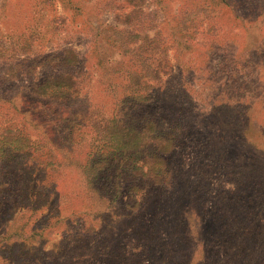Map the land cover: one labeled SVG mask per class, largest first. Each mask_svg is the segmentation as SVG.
<instances>
[{
    "label": "rangeland",
    "instance_id": "374dc122",
    "mask_svg": "<svg viewBox=\"0 0 264 264\" xmlns=\"http://www.w3.org/2000/svg\"><path fill=\"white\" fill-rule=\"evenodd\" d=\"M131 2L0 0V139L5 128L12 136L16 128L33 137L45 133L62 158L68 143L58 135L55 117L67 106L34 90L61 71L51 58L41 66L44 56L75 47L88 80L83 98L70 109L97 102L109 112L112 98L97 81V57H120L117 34L161 33L171 67L155 100L165 124L177 128L178 143L168 154L173 184L146 191L136 213L122 203L124 188L121 202L110 203L91 186L92 199L85 198L71 166L48 174L36 159L10 165L15 199L9 220L18 218L24 230L13 236L8 224L0 225L6 235L0 264L14 262V237H21L20 256L40 259L71 249L63 264L99 258L106 264H217L216 252L228 249L227 242L234 264L264 260V0ZM90 208L84 225L94 237L69 217Z\"/></svg>",
    "mask_w": 264,
    "mask_h": 264
},
{
    "label": "trees",
    "instance_id": "16d2710c",
    "mask_svg": "<svg viewBox=\"0 0 264 264\" xmlns=\"http://www.w3.org/2000/svg\"><path fill=\"white\" fill-rule=\"evenodd\" d=\"M128 1L131 2V0ZM131 6L137 5L131 2ZM129 15L130 13L127 17ZM137 32L139 34V31ZM160 35L161 33L158 35L144 33L138 37L129 33L127 38L122 39V36L117 34L114 40L120 57L107 62L97 57V81L102 90H105L112 98V108L109 112H106L102 104L97 102L87 105L82 110L70 109V106L74 108L75 102L83 98L88 80L85 74L79 71L78 65L81 59L75 47L68 46L44 56L41 66L48 64L51 58V62L52 60L56 62L52 65L61 71L40 80L34 90L43 98L67 106L66 111L55 117V121L57 119V127L60 129L58 135L61 134L63 140L68 143V149L61 153L62 158H60L57 150L53 148L56 144L45 133L33 137L30 133H24L21 128L14 130L18 133L14 136L10 133V129L5 128L2 131L0 225L8 224L13 230L11 235L19 236L24 226L21 227L17 223L18 218L11 222L9 220L13 215L11 206H13L15 195L12 183L8 182V170L10 165H15L22 160L36 159L39 168L44 170L41 171L49 172L48 174L56 171L57 166L75 168L80 185L83 184L81 187L85 198L92 194L89 187L91 186L94 187L96 194L110 199V203L118 200L121 202L124 188L127 197L122 203L125 206H133L136 213L144 206L143 195L146 191L173 184L175 172L169 163L168 154L178 143L177 128L173 123L169 126L165 124L160 112L161 107L155 100L156 88L162 83L164 75L170 71L171 67L167 47L161 41ZM133 42H135L134 45ZM17 60L22 61L24 58L18 57ZM52 132L55 133V131ZM82 142L85 146L78 147L82 145ZM46 154L50 159L45 157ZM39 157L42 159H37ZM61 159H65V162ZM122 182H125L126 186L121 185ZM90 198L92 199V195ZM91 214L92 208L80 209L71 212L69 217H76L84 225L86 218ZM6 218L8 219L5 222ZM82 228L86 236H95L93 229L85 225ZM32 231L37 232V227ZM5 238L6 235L0 231V244ZM224 245L228 249L221 246L220 248L224 250L216 252L217 264H234L235 261L229 260L233 245L228 242ZM20 247L21 237H14L12 249H10L14 256L12 264L43 262L63 264L61 260H71V258L68 259L71 249L67 250L66 255L57 252H51L50 255L46 252L40 259H35V256L30 258L16 254L20 252ZM4 250L0 246V254ZM42 257H50L52 262ZM41 258L43 262L40 263ZM93 264H106V261L99 258ZM261 264H264V260H261Z\"/></svg>",
    "mask_w": 264,
    "mask_h": 264
}]
</instances>
